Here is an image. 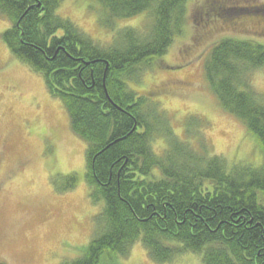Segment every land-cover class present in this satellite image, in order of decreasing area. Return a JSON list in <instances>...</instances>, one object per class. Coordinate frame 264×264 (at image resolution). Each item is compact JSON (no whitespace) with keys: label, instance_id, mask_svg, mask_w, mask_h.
Masks as SVG:
<instances>
[{"label":"trees","instance_id":"16d2710c","mask_svg":"<svg viewBox=\"0 0 264 264\" xmlns=\"http://www.w3.org/2000/svg\"><path fill=\"white\" fill-rule=\"evenodd\" d=\"M92 1L105 11L102 27L114 31L117 21L146 13L145 31L117 30L103 46L57 15L63 0H0V16L10 23L5 46L61 101L86 143L90 198L104 204L82 257L64 264H119L139 242L157 264L187 253L201 255L203 264H264V166L242 169L174 137L165 156H156L152 139L166 121L144 110L146 97L127 85L162 62L183 34L191 0ZM204 71L221 108L264 153V95L252 84L264 71V45L222 39Z\"/></svg>","mask_w":264,"mask_h":264},{"label":"rangeland","instance_id":"374dc122","mask_svg":"<svg viewBox=\"0 0 264 264\" xmlns=\"http://www.w3.org/2000/svg\"><path fill=\"white\" fill-rule=\"evenodd\" d=\"M57 15L103 46L113 43L117 30L142 31L148 19L143 13L117 21L114 31L104 28L105 11L92 0H63ZM9 26L0 16V260L64 264L82 257L104 204L90 198L86 143L73 133L61 101L50 96L43 76L5 46L2 34ZM230 37L264 45V0L189 1L183 34L162 62L127 83L146 97L144 110L154 109L166 121L152 139L156 156L163 158L175 139L242 169L264 166L254 137L221 108L206 82L204 65L212 47ZM252 84L264 95V71L254 74ZM72 175L77 181L70 189ZM119 264L157 263L139 242ZM170 264L203 263L201 255L187 253Z\"/></svg>","mask_w":264,"mask_h":264},{"label":"flooded vegetation","instance_id":"af4514ba","mask_svg":"<svg viewBox=\"0 0 264 264\" xmlns=\"http://www.w3.org/2000/svg\"><path fill=\"white\" fill-rule=\"evenodd\" d=\"M162 92H165V90H163Z\"/></svg>","mask_w":264,"mask_h":264}]
</instances>
